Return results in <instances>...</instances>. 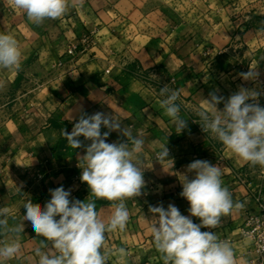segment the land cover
Here are the masks:
<instances>
[{
    "label": "crops",
    "instance_id": "obj_1",
    "mask_svg": "<svg viewBox=\"0 0 264 264\" xmlns=\"http://www.w3.org/2000/svg\"><path fill=\"white\" fill-rule=\"evenodd\" d=\"M0 33L13 35L24 53L19 70L0 69V86L22 80L37 86L0 132V209H9L10 225L23 221L27 200L43 207L50 189L63 186L71 199L86 200L89 189L77 166L85 150L72 149L64 134L80 115L104 112L144 139L146 167L142 195L126 200V229L106 234L112 250L108 264H163L149 231V207L167 209L171 203L190 216L179 179L194 176L187 165L197 159L217 165L233 202L243 205L221 217L217 227L201 230L229 241L236 264H258L241 230L250 215L260 212L264 168L242 161L205 133L197 112L210 93L226 100L241 86L258 91L264 107V0H69L66 15L41 25L31 23L12 0H0ZM91 33L96 46L67 60L68 46ZM250 68L259 76L245 81L240 74ZM165 85L180 92L177 103L188 127L179 135L160 106ZM118 141L126 137L114 131L106 142ZM161 144H167L170 159L156 160ZM96 206L104 217L114 210L106 200ZM24 225L18 237L0 233V242L18 238L22 245L4 264H38L35 249L43 238L29 221ZM119 248L127 253L122 259L115 252ZM41 250L51 251V245Z\"/></svg>",
    "mask_w": 264,
    "mask_h": 264
},
{
    "label": "clouds",
    "instance_id": "obj_2",
    "mask_svg": "<svg viewBox=\"0 0 264 264\" xmlns=\"http://www.w3.org/2000/svg\"><path fill=\"white\" fill-rule=\"evenodd\" d=\"M12 6L26 14L31 23L41 25L45 20L66 15L69 0H12ZM23 55L13 35L0 33V69L19 70ZM240 75L247 81L257 79L259 73L250 68ZM160 95L165 97L160 102L161 108L175 126L176 134H182L188 124L180 116L177 103L180 92L165 85ZM259 95L258 91L242 86L226 100L213 92L209 99H204L205 107L197 115L205 133H211L242 161L264 168V107L259 105ZM220 103L223 110L217 108ZM102 127L107 131L102 133ZM114 131L126 137V142H106ZM64 135L72 149L85 150L77 166L82 169L80 180L87 184L90 195L80 201L71 199L63 186L50 189L51 199L43 207L31 199L23 204L26 209L23 221L15 225L9 224V209L2 208L0 233H14L18 237L24 232V221H29L37 236L43 238L41 246L35 249L38 264H108L112 250L108 248L106 234L126 229L129 221L126 200L141 196L145 188L146 167L141 159L144 139L133 136L121 120L104 112L80 115L72 131ZM165 159H170L169 149L167 144H161L156 160ZM187 172L194 176L190 179L181 174L180 196L188 202L190 216L182 215L171 203L167 209L162 204L149 207L153 215L149 231L155 249L163 264H236L230 242L201 229L217 227L221 217L243 205L233 202L217 165L197 159L187 165ZM97 200L111 203L114 210L110 215L102 216L97 210ZM191 217L198 218L200 223H194ZM49 245L51 251L41 250ZM21 247L18 238L0 242V264L16 257ZM115 252L120 259L127 255L124 248Z\"/></svg>",
    "mask_w": 264,
    "mask_h": 264
},
{
    "label": "built area",
    "instance_id": "obj_3",
    "mask_svg": "<svg viewBox=\"0 0 264 264\" xmlns=\"http://www.w3.org/2000/svg\"><path fill=\"white\" fill-rule=\"evenodd\" d=\"M96 34L91 33L85 36L80 42L70 44L68 46L65 58L73 60L80 53L88 51L96 46ZM64 60L59 63V66L64 64ZM110 71H108L109 73ZM175 82V80H173ZM260 212L250 215L242 226V235L250 240L252 250L256 254L258 264H264V199L258 198Z\"/></svg>",
    "mask_w": 264,
    "mask_h": 264
},
{
    "label": "rangeland",
    "instance_id": "obj_4",
    "mask_svg": "<svg viewBox=\"0 0 264 264\" xmlns=\"http://www.w3.org/2000/svg\"><path fill=\"white\" fill-rule=\"evenodd\" d=\"M36 88L29 80L0 86V132L5 128V123L22 110Z\"/></svg>",
    "mask_w": 264,
    "mask_h": 264
}]
</instances>
